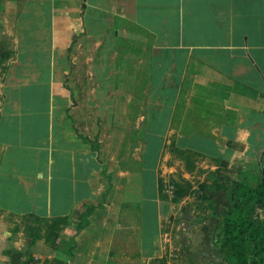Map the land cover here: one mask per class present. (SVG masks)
Instances as JSON below:
<instances>
[{
	"label": "crops",
	"instance_id": "obj_1",
	"mask_svg": "<svg viewBox=\"0 0 264 264\" xmlns=\"http://www.w3.org/2000/svg\"><path fill=\"white\" fill-rule=\"evenodd\" d=\"M0 35V264L155 259L166 146L264 167V0H0ZM74 47L101 93L146 101L112 189L77 126Z\"/></svg>",
	"mask_w": 264,
	"mask_h": 264
},
{
	"label": "rangeland",
	"instance_id": "obj_2",
	"mask_svg": "<svg viewBox=\"0 0 264 264\" xmlns=\"http://www.w3.org/2000/svg\"><path fill=\"white\" fill-rule=\"evenodd\" d=\"M9 43L0 35V75L10 54ZM74 48V57L78 59L66 83L84 107L76 116L77 126L93 143L92 148L101 140L102 157L107 162L105 187L112 189L119 184L116 178L119 170L134 172L138 165L134 154L144 133L134 127L140 120L137 115L145 111L146 101L109 99L113 92L105 85L106 92L101 93L102 85L94 82L92 69L86 62V51L83 47ZM256 166L251 163L231 167L166 146L158 175L163 200L170 208L163 218L156 245L159 255L144 264H227L220 252L219 233L230 207V196L220 187L234 181L254 182ZM256 216L264 220V209H257Z\"/></svg>",
	"mask_w": 264,
	"mask_h": 264
},
{
	"label": "trees",
	"instance_id": "obj_3",
	"mask_svg": "<svg viewBox=\"0 0 264 264\" xmlns=\"http://www.w3.org/2000/svg\"><path fill=\"white\" fill-rule=\"evenodd\" d=\"M94 151L99 148L94 147ZM256 175L254 182L234 181L220 187L230 196L219 233L220 252L227 264H264V220L256 216L257 209H264V167L259 166ZM159 192L163 198L161 180Z\"/></svg>",
	"mask_w": 264,
	"mask_h": 264
}]
</instances>
